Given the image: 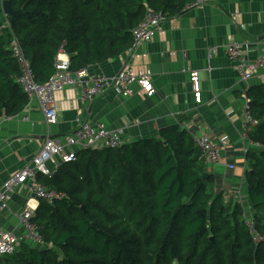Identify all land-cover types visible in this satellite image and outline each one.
Returning <instances> with one entry per match:
<instances>
[{"label":"trees","instance_id":"16d2710c","mask_svg":"<svg viewBox=\"0 0 264 264\" xmlns=\"http://www.w3.org/2000/svg\"><path fill=\"white\" fill-rule=\"evenodd\" d=\"M3 1L0 115L12 116L27 99L9 49L12 36L42 84L54 75L64 42L71 69H87L131 50L148 8L177 15L195 0H9L13 23ZM247 94L259 121L250 138L262 147L246 154L245 188L264 235V84ZM39 181L67 195L42 201L33 219L46 246L23 243L1 264H264V242L253 243L244 205L225 201L192 136L177 126L158 139L85 150L75 164Z\"/></svg>","mask_w":264,"mask_h":264},{"label":"crops","instance_id":"0c3cea01","mask_svg":"<svg viewBox=\"0 0 264 264\" xmlns=\"http://www.w3.org/2000/svg\"><path fill=\"white\" fill-rule=\"evenodd\" d=\"M233 41L243 44L245 59L254 61L260 57L264 51V0H208L202 7L167 16L151 41L86 69L89 76L113 77L128 66L135 70L149 68L156 89L153 96L134 85L132 96L112 90L92 102H83L79 89L70 87L56 95L55 125L46 124L38 100L26 99L21 111L9 115L12 118L0 128V188L30 164L45 139H62L85 121L122 129L125 145L158 139L162 130L177 126L192 138L205 135L221 146V164H207L208 170L215 175L217 189L224 192L225 201H239L238 195L242 194L245 212L252 215L243 171L246 154L240 139L247 85L226 52ZM193 72L200 77L201 103H197L192 88ZM262 84L263 72L259 71L249 86ZM83 151L78 150V160ZM54 164L50 162L49 167ZM230 164L234 169L228 168ZM70 165L63 164L61 168ZM31 199L28 188L16 187L8 209L0 215V228L21 234L17 216L28 203L35 208L36 216L41 203Z\"/></svg>","mask_w":264,"mask_h":264},{"label":"built area","instance_id":"2783aa9c","mask_svg":"<svg viewBox=\"0 0 264 264\" xmlns=\"http://www.w3.org/2000/svg\"><path fill=\"white\" fill-rule=\"evenodd\" d=\"M207 1L195 0L188 7H202ZM5 16L8 18L7 15ZM166 20L167 16L162 11L148 8L144 18L133 31L134 43L132 48H135L142 42L151 41ZM7 23L9 24V20ZM9 49L20 67L21 76L18 82L29 102L33 99L38 100L40 110L47 125L57 124L56 95L70 87L79 89L80 99L83 102H92L101 94L112 90L126 97L132 96L134 85L140 86L146 91L148 96H153L156 93L152 82L153 73L149 68L135 70L132 66H128L113 77L103 75L89 76L86 69L73 71L71 69L70 56L66 51V42L60 46L56 56L54 75L47 82L41 84L36 81L33 68L26 58L16 36H12ZM244 51L245 47L238 41H233L226 47L230 61L235 64L237 71L241 75V79L247 85L244 94V123L240 136L244 152L247 154L252 147H262L261 143H255L250 138L251 132L259 124V121L252 114L247 92L250 89L249 82L257 72L262 71L264 79V51L254 61L245 59L243 57ZM191 83L196 101L197 103H201V83L197 72L191 73ZM10 118L12 117L3 112L0 115V128L2 123ZM25 119L28 120V117ZM123 134L124 131L122 129L112 130L104 123L85 121L74 132L62 139L49 136L45 139L39 152L32 158L30 164L12 175L0 188V215L8 209L14 190L20 186H25L30 190L32 196L30 201L37 200L54 204L66 199L67 195L65 193L47 187L39 181V176L53 178L63 164H71L78 160V150L122 148L125 145ZM193 139L207 164L213 166L221 164L222 149L219 144L205 135L194 136ZM50 162L55 163L53 167H49ZM227 166L230 169H234L232 164ZM246 169L247 165L245 162L243 165L244 175ZM241 195L239 193L238 198L241 204H244ZM34 217L35 208L28 203L26 208L17 216L23 229L21 234H15L0 228V258L13 255L23 243L33 244L40 248L46 246L45 237L41 233L42 227L34 223ZM245 221L253 243L255 245L263 243L264 235L257 232L253 215L245 213Z\"/></svg>","mask_w":264,"mask_h":264},{"label":"water","instance_id":"95a60500","mask_svg":"<svg viewBox=\"0 0 264 264\" xmlns=\"http://www.w3.org/2000/svg\"><path fill=\"white\" fill-rule=\"evenodd\" d=\"M2 7H3V11H4L5 15H7L10 18V22L13 23L16 15H17V12L12 9L11 2L9 0H4ZM207 176H208V174L205 175V177H207Z\"/></svg>","mask_w":264,"mask_h":264},{"label":"rangeland","instance_id":"374dc122","mask_svg":"<svg viewBox=\"0 0 264 264\" xmlns=\"http://www.w3.org/2000/svg\"><path fill=\"white\" fill-rule=\"evenodd\" d=\"M239 165H241V164H239ZM238 168H241L240 166H238ZM0 264H1V258H0Z\"/></svg>","mask_w":264,"mask_h":264}]
</instances>
